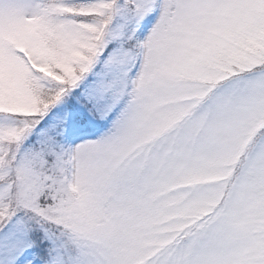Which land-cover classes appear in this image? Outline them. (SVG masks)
<instances>
[{
  "label": "snow or ice",
  "instance_id": "1",
  "mask_svg": "<svg viewBox=\"0 0 264 264\" xmlns=\"http://www.w3.org/2000/svg\"><path fill=\"white\" fill-rule=\"evenodd\" d=\"M0 264H264V0H0Z\"/></svg>",
  "mask_w": 264,
  "mask_h": 264
}]
</instances>
